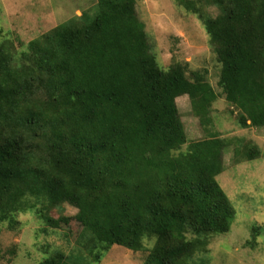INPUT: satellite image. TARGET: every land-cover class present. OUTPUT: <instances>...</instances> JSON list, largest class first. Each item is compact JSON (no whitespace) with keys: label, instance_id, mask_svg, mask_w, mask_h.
Returning a JSON list of instances; mask_svg holds the SVG:
<instances>
[{"label":"trees","instance_id":"trees-1","mask_svg":"<svg viewBox=\"0 0 264 264\" xmlns=\"http://www.w3.org/2000/svg\"><path fill=\"white\" fill-rule=\"evenodd\" d=\"M94 1L23 50L0 41V225L13 231L31 212L57 229L70 219L49 213L69 205L90 261L58 250L39 264H99L115 246L147 250L143 264H186L235 218L216 180L232 140L207 131L212 105L222 96L240 128H264V0H175L208 37L219 97L205 73L159 66L139 0ZM183 95L207 138L187 142ZM260 152L244 142L234 161Z\"/></svg>","mask_w":264,"mask_h":264},{"label":"rangeland","instance_id":"rangeland-1","mask_svg":"<svg viewBox=\"0 0 264 264\" xmlns=\"http://www.w3.org/2000/svg\"><path fill=\"white\" fill-rule=\"evenodd\" d=\"M93 1L50 0V6L56 12L54 23H63L83 9L91 10ZM47 2L0 0V41L8 37L17 49H25L30 40L47 29L45 23L48 21L40 18L49 4ZM208 12L213 16L217 14L214 8ZM8 14L10 18H7ZM136 14L162 69L178 62L185 64L189 73H205L207 82L220 96L217 83L220 65L201 22L194 15L175 0H139ZM176 106L187 142L207 138L209 133L193 116L188 96L178 97ZM230 109L222 96L219 97L212 105V123L207 131L232 140L231 148L223 156V171L216 180L234 208L235 218L228 233L210 236L207 252L196 254L186 264H264V128H240L237 111L231 109L230 113ZM244 142L258 146L261 151L258 159L247 161L240 157L234 161V147L242 150ZM181 150H185V146ZM77 214V210L69 205L50 212L52 219H70L57 229L46 228L31 212L17 215L19 225L13 231L7 230L5 224L0 225V249L3 252L0 264H39L58 250L66 256L89 262L78 245L82 227ZM252 240L256 242L253 245ZM146 246L150 247L148 243ZM12 251V254H5ZM147 254V250L132 253L115 246L99 264H143Z\"/></svg>","mask_w":264,"mask_h":264},{"label":"crops","instance_id":"crops-1","mask_svg":"<svg viewBox=\"0 0 264 264\" xmlns=\"http://www.w3.org/2000/svg\"><path fill=\"white\" fill-rule=\"evenodd\" d=\"M48 2H49V4H48L47 8L45 9V11H43L44 15L40 16V18L41 19L46 18V20L48 22L45 23V27L46 28H52V27H54L56 25V23H54L55 22V14H56V12H54V9L50 6V0H48ZM83 10H85V9H83ZM47 13H48V16L46 15ZM79 13H80V11L77 14H79ZM77 14H74L73 17L76 16ZM10 17L11 16H9V14H8L7 18H10Z\"/></svg>","mask_w":264,"mask_h":264}]
</instances>
